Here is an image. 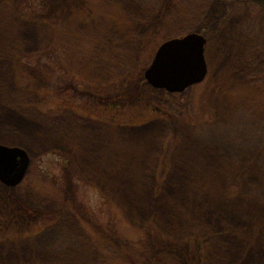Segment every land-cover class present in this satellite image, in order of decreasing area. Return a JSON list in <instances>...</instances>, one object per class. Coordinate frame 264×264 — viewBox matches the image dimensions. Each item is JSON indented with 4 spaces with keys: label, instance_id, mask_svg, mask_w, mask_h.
<instances>
[{
    "label": "rangeland",
    "instance_id": "obj_1",
    "mask_svg": "<svg viewBox=\"0 0 264 264\" xmlns=\"http://www.w3.org/2000/svg\"><path fill=\"white\" fill-rule=\"evenodd\" d=\"M234 2L0 0V143L32 159L20 184L0 181V264H69L30 242L50 224L80 236L90 259L113 247L105 240L122 254L150 240L152 264H264V204L243 196L260 169L223 163L207 144H238L264 118L253 84L264 11ZM184 31L207 36L206 79L173 96L151 90L142 74ZM227 187L233 196L218 200ZM201 233L205 257L185 242Z\"/></svg>",
    "mask_w": 264,
    "mask_h": 264
},
{
    "label": "trees",
    "instance_id": "obj_2",
    "mask_svg": "<svg viewBox=\"0 0 264 264\" xmlns=\"http://www.w3.org/2000/svg\"><path fill=\"white\" fill-rule=\"evenodd\" d=\"M7 1L14 2V0H7ZM43 19L45 21H49L47 20V18H43ZM43 19L41 18V20ZM186 33L188 32L184 31L178 36H183ZM263 47L264 45L258 46V51H259L258 59L253 62V67H255L254 72L258 74V78L256 80H253V84L256 85L257 83V86H260L262 88H264V66L262 67V70L258 69V66L260 63H262L261 59L264 60V48ZM123 74H125L124 77H127V76H130L131 73L129 72V70L125 69ZM141 77H143V79L145 80L143 74ZM145 83L151 90L154 89L146 82V80H145ZM258 84H261L262 86ZM103 86H104L103 83L97 84L96 89L103 88ZM167 93L169 96H173L177 94V93H170V92H167ZM161 118L164 119V115H161ZM251 118H253V121L250 119L251 121L250 127H248L249 129L244 131L242 135H240V137L242 138H240L241 140L238 144L236 143V141L225 139L220 136L219 137L215 136L211 138L207 137L208 139L207 144L210 145L211 143V144H214V146L216 145L218 147L219 152L223 154V158H222L223 160H221V162L223 163L224 162L229 163V164L239 163V165L241 166L246 165V168L247 167L253 168L254 166L259 167L262 181L251 182L249 184L250 188L246 192H244L245 195L243 196L244 198L248 200L258 199L257 201L262 202L264 204V118H258V117L255 118V116H252ZM253 122L256 125L255 126L256 129L254 128ZM206 123L209 124V127H212L213 129L216 127V122L214 121L210 120V121H207ZM255 151L256 152L260 151L261 153L255 159L252 160V158L251 159L243 158L246 155L245 153L249 152L250 154H252ZM136 159L137 161L139 160V158H136ZM127 168H130V166ZM131 168H133V166ZM116 169L118 170L124 169V165L123 167L116 166L114 170ZM142 190L143 189H141L139 192H141ZM120 194H121V191H120ZM232 196H233L232 193L229 192L228 187H227V189H225L224 192L220 191L217 194L216 198L218 200L227 201V199H230ZM51 225L53 224L46 225L42 231L33 234L30 242L34 247L39 248L41 250L55 249L57 252L61 253L63 256L70 258L69 264H122V259H127L129 261V258L130 260H132V264H150V262L152 264V260H151L153 258L152 255L153 254L157 255L156 246L153 243V241H150V240L134 241L132 244L128 246V248L126 249L127 253L125 254H122V251L120 250L119 247H117V245L109 242V240H105V242L111 244L114 248L111 246H108L107 249L104 248L103 251L96 253L93 259H90V256L86 255V252L81 248L82 243H80V240H81L80 236L77 237L73 232H70L59 226H54V225L51 226ZM147 227L148 226L145 225L142 228V231L143 230L146 231ZM183 242H184V239L180 241V243H183ZM185 242L193 243L195 249L198 250L201 254H204L203 257H205L207 253L206 244L209 242V239L206 233H201V235H199L198 237L191 236L190 238H187ZM105 245L107 244H104V247ZM131 245L133 246V249ZM138 248H143L144 250L142 253L139 254V256L135 254ZM99 249L101 248L99 247ZM196 257L197 256H195V258ZM170 258L171 257L167 258L166 254L162 255L161 259L164 261L160 262V264H166L167 261L170 263L171 262ZM198 258L199 260H201L200 256ZM74 259L76 261H74ZM157 260L159 262L160 258ZM35 264H45V263L36 261ZM65 264H68V263H65Z\"/></svg>",
    "mask_w": 264,
    "mask_h": 264
},
{
    "label": "water",
    "instance_id": "obj_3",
    "mask_svg": "<svg viewBox=\"0 0 264 264\" xmlns=\"http://www.w3.org/2000/svg\"><path fill=\"white\" fill-rule=\"evenodd\" d=\"M253 1L264 9V0ZM206 44L207 38L200 32H189L164 41L145 70L147 83L155 89L175 93L203 82L209 71ZM31 161L30 154L24 148L0 143V181L7 186L20 184Z\"/></svg>",
    "mask_w": 264,
    "mask_h": 264
},
{
    "label": "flooded vegetation",
    "instance_id": "obj_4",
    "mask_svg": "<svg viewBox=\"0 0 264 264\" xmlns=\"http://www.w3.org/2000/svg\"><path fill=\"white\" fill-rule=\"evenodd\" d=\"M257 4V6L259 5L258 3L254 2L253 0H237V2L233 4V6H238V7H244V6H251L252 4ZM260 6V5H259ZM261 7V6H260ZM262 8V7H261ZM230 10V8H228V11ZM264 11V10H263ZM206 29V28H204ZM206 36V35H205ZM207 38V36H206ZM208 42V39H207ZM207 45V44H206Z\"/></svg>",
    "mask_w": 264,
    "mask_h": 264
}]
</instances>
